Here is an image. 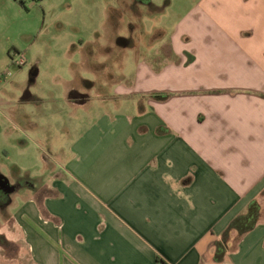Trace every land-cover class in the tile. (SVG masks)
Returning a JSON list of instances; mask_svg holds the SVG:
<instances>
[{
  "label": "crops",
  "instance_id": "1",
  "mask_svg": "<svg viewBox=\"0 0 264 264\" xmlns=\"http://www.w3.org/2000/svg\"><path fill=\"white\" fill-rule=\"evenodd\" d=\"M169 51L138 79L170 94L148 102L146 160L116 191L73 178L0 213V264H264V0H199ZM252 204L253 227L230 230Z\"/></svg>",
  "mask_w": 264,
  "mask_h": 264
},
{
  "label": "rangeland",
  "instance_id": "2",
  "mask_svg": "<svg viewBox=\"0 0 264 264\" xmlns=\"http://www.w3.org/2000/svg\"><path fill=\"white\" fill-rule=\"evenodd\" d=\"M19 1L0 0V175L13 187L8 216L24 197L50 193L54 182L114 177L109 189L116 191L115 179L146 160L154 129L142 127L154 122L148 102L158 88L149 86L152 78L139 88L138 79L145 63L166 65L175 22L199 0ZM116 33L136 46L117 45ZM18 54L22 66L13 63ZM167 77L157 85L168 87ZM72 89L86 102L71 101Z\"/></svg>",
  "mask_w": 264,
  "mask_h": 264
},
{
  "label": "trees",
  "instance_id": "3",
  "mask_svg": "<svg viewBox=\"0 0 264 264\" xmlns=\"http://www.w3.org/2000/svg\"><path fill=\"white\" fill-rule=\"evenodd\" d=\"M21 4H23V1H19ZM189 59L186 60L185 64L189 63ZM159 94V95H158ZM170 94L169 93H158L157 92V96L156 98L158 99H166ZM1 192V191H0ZM10 198L8 197V194H6V196H2L0 193V213H2V215L4 217H6V219L9 217L8 214L6 213L5 208L7 207V205L10 204ZM258 218V209L256 207L255 204H252L247 213L244 215H240L237 216L236 218H234L230 224H229V229L230 230H237L239 231V233H244L245 231L250 230L253 225L255 224L256 220ZM7 240L5 239V237L0 234V245H7ZM219 257V256H218ZM156 264H166V262H164L163 259L158 258L157 259V263Z\"/></svg>",
  "mask_w": 264,
  "mask_h": 264
},
{
  "label": "flooded vegetation",
  "instance_id": "4",
  "mask_svg": "<svg viewBox=\"0 0 264 264\" xmlns=\"http://www.w3.org/2000/svg\"><path fill=\"white\" fill-rule=\"evenodd\" d=\"M132 40L128 39L126 36H124V35H122L120 33H116V34L113 35V41L117 45H122V44H120V42L121 41H125V44L122 45V46H125V47H127V46H134V45L136 46V43H134V42L131 43ZM31 73H32V76H35L36 70L35 69H32ZM26 95L29 96V93L27 92ZM68 98L70 100L74 101V102H77L79 104H83L87 100V95L86 94H82V93L78 92L77 90L72 89L68 93ZM0 177H1V175H0ZM1 181H2V179H0V191H1L0 193H1L2 196H6V194H8V193L4 190L3 187H1Z\"/></svg>",
  "mask_w": 264,
  "mask_h": 264
},
{
  "label": "water",
  "instance_id": "5",
  "mask_svg": "<svg viewBox=\"0 0 264 264\" xmlns=\"http://www.w3.org/2000/svg\"><path fill=\"white\" fill-rule=\"evenodd\" d=\"M120 44L124 45L125 41H121ZM0 179H2L1 187H3L7 193H11L13 191V187L9 184L8 178H6L4 175H1Z\"/></svg>",
  "mask_w": 264,
  "mask_h": 264
},
{
  "label": "built area",
  "instance_id": "6",
  "mask_svg": "<svg viewBox=\"0 0 264 264\" xmlns=\"http://www.w3.org/2000/svg\"><path fill=\"white\" fill-rule=\"evenodd\" d=\"M12 60H13V63L17 66H22L26 63V58L23 54H18L16 58Z\"/></svg>",
  "mask_w": 264,
  "mask_h": 264
}]
</instances>
